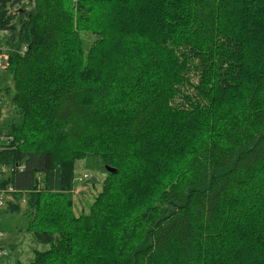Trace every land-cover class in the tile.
I'll list each match as a JSON object with an SVG mask.
<instances>
[{
	"label": "trees",
	"instance_id": "obj_1",
	"mask_svg": "<svg viewBox=\"0 0 264 264\" xmlns=\"http://www.w3.org/2000/svg\"><path fill=\"white\" fill-rule=\"evenodd\" d=\"M22 4L0 0V214L47 245L27 264H264V0ZM90 155L116 173L75 215Z\"/></svg>",
	"mask_w": 264,
	"mask_h": 264
},
{
	"label": "rangeland",
	"instance_id": "obj_2",
	"mask_svg": "<svg viewBox=\"0 0 264 264\" xmlns=\"http://www.w3.org/2000/svg\"><path fill=\"white\" fill-rule=\"evenodd\" d=\"M26 9L31 7V0H23V4ZM83 47L87 48L91 42L90 37H82ZM4 66H6V55L0 54ZM4 107L1 112V117H8L13 114V108L8 103L7 96H3ZM5 113H7L5 115ZM11 114V115H10ZM0 142H3L0 139ZM75 174L73 177V185L68 190V195L72 199V212L78 215L82 212H87L90 203L93 201L96 194L101 189V181L105 178L106 169L103 162L97 156H87L83 159H79L75 162ZM3 171H8L9 168L3 166ZM86 174L87 176H84ZM95 178H92V177ZM5 190V187H2ZM1 193L3 196L2 201L4 205L0 206V209H4L7 202H14L12 193L14 191H4ZM0 218V248L6 252L5 255L0 256V264H27L33 257L34 250H43L47 245L36 242L29 233L24 231L15 230V227L19 225L21 214L20 213H4L1 211Z\"/></svg>",
	"mask_w": 264,
	"mask_h": 264
},
{
	"label": "built area",
	"instance_id": "obj_3",
	"mask_svg": "<svg viewBox=\"0 0 264 264\" xmlns=\"http://www.w3.org/2000/svg\"><path fill=\"white\" fill-rule=\"evenodd\" d=\"M2 67H3V62H2V57L0 56V68H2ZM22 168H23L22 165H21V166H18V169H19V170H21ZM84 176H87V175L84 174ZM6 189H7L8 191H14V189H13L11 186H8ZM6 189H5V190H0V192H1V193H5L4 191H6ZM5 195H7V194L5 193ZM2 199H3V196L0 195V206L4 205V202L2 201ZM5 254H6V252L3 251L2 248H0V256H3V255H5Z\"/></svg>",
	"mask_w": 264,
	"mask_h": 264
},
{
	"label": "water",
	"instance_id": "obj_4",
	"mask_svg": "<svg viewBox=\"0 0 264 264\" xmlns=\"http://www.w3.org/2000/svg\"><path fill=\"white\" fill-rule=\"evenodd\" d=\"M106 171L110 172V173H116V169H114L113 167H110L108 165L105 166Z\"/></svg>",
	"mask_w": 264,
	"mask_h": 264
}]
</instances>
